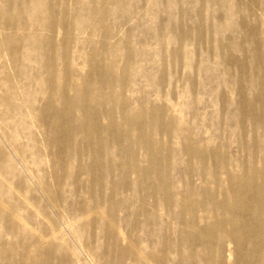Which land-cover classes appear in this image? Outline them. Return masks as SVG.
<instances>
[{"label": "bare ground", "instance_id": "bare-ground-1", "mask_svg": "<svg viewBox=\"0 0 264 264\" xmlns=\"http://www.w3.org/2000/svg\"><path fill=\"white\" fill-rule=\"evenodd\" d=\"M149 1L0 0V219L19 237L0 235V264H54L59 249L61 264L80 252L82 264H99L80 238L90 228L102 233L101 264H168L169 255L174 264H264V0H197L193 26L182 0ZM165 11L154 32L161 63L147 76L136 34L149 13ZM212 59L225 87L220 121L236 120L235 158L226 139H199L183 118L182 95L196 103L197 70ZM179 67L194 73L177 100L161 92L162 102L132 103L138 77L160 90ZM178 155L186 169L175 187ZM70 186L73 219L59 208ZM128 202V236L148 231V252L118 233Z\"/></svg>", "mask_w": 264, "mask_h": 264}, {"label": "rangeland", "instance_id": "rangeland-1", "mask_svg": "<svg viewBox=\"0 0 264 264\" xmlns=\"http://www.w3.org/2000/svg\"><path fill=\"white\" fill-rule=\"evenodd\" d=\"M142 5H147L148 8L152 7V4L149 0H141ZM181 5L183 6V16L186 20L187 24L190 26H193L196 22L195 12L197 8V0H182ZM178 12H176V16H178ZM218 12L215 11V15H217ZM169 16V12L165 11L163 14H154L149 13L147 16V19L145 20L144 26L137 31L136 34V44L141 45L147 50V55L144 58L142 64L146 68L145 72L146 75H155L156 70L158 66L160 65L161 56L159 54V44L157 40L155 41L154 32L156 31V27ZM188 17V18H187ZM133 22V21H132ZM129 22L126 24V26L123 25V28L126 29L129 26H132L133 23ZM149 23V24H148ZM143 44V45H142ZM158 44V45H157ZM173 42L170 43V47H172ZM146 46V47H145ZM189 46L193 52V59L197 60L199 58V52L195 51L196 49V40L195 38L191 37L189 39ZM148 47V48H147ZM169 47V48H170ZM199 49L201 50H207V44L202 43L199 46ZM158 54V55H157ZM148 59V60H147ZM215 62H208L207 68H202L197 70V75L199 78V86L197 87L195 93L198 96V100L195 104H191L189 97L185 94L182 95V97H186V107L185 115L183 116L185 120V124L190 125L193 129L194 133L199 139H202L204 141H211L212 142H219L221 139H226L227 141V150L229 155L232 158H235L238 155V145L236 141V120L231 119L227 117L223 121H220V112L222 110V103L220 102V97L224 93L225 87L221 84H219L217 78H216V70H213V66ZM156 69V70H155ZM155 70V71H154ZM187 68L185 67H179L177 71L174 73L172 82L166 84L160 90H156V88L150 84L149 80L145 76L138 77L135 87L128 91V95L132 100V103L136 106H141L145 100L152 101V102H162V94L161 92H165L168 94V97L171 100H177L179 98L181 89H182V80L191 73ZM137 78V77H136ZM135 80V78L133 77ZM130 93V94H129ZM140 93V94H139ZM141 100V103H140ZM136 103V104H135ZM219 112V113H218ZM222 122V123H221ZM225 130V134L222 136L220 134V129ZM221 135V137H220ZM176 144L179 146V139H175ZM33 158H37L35 155H33ZM47 157L42 156L41 159L46 160ZM34 171H37L38 168H32ZM186 165L184 161L182 160V157L180 155L177 156L175 169H174V176L177 180V186L180 187V178L182 173L185 171ZM48 172V171H47ZM40 174H43L42 171L39 172ZM191 180L193 184L196 186H200L202 184V179L199 176L198 173H193L191 175ZM74 187L70 186L68 192L65 195L64 200L62 201L60 208V213L65 214L68 217H74V215L79 214L78 210L75 206L76 201V195L74 193ZM44 201V200H42ZM37 210L40 211L43 215L46 216L45 212H49V207H43L40 205L36 206ZM135 208V204L133 202H128L124 206L121 207L119 210V219L117 223V230L120 236H123L124 242L129 241H135L137 244H141L142 248L145 252H148L151 247L153 246V238L151 237L150 233L148 231H138V232H132L130 236H128L129 232V225L128 222L131 217V213ZM101 212H106L104 209L100 208ZM23 214V215H22ZM18 215L26 221L27 226L35 231L41 232L44 230V224L38 220H36L35 217L32 218H26L28 214L26 211H18ZM48 217V216H46ZM56 217V215H55ZM49 219H52L54 217H48ZM56 219V218H55ZM73 219V218H72ZM47 222V221H46ZM105 224V223H104ZM6 222L4 220L0 219V235L2 238H6L7 240H18L19 237L13 236L10 233H7L5 230L6 228ZM26 226V227H27ZM9 231V230H8ZM87 241H86V235ZM101 236L102 233L99 232V230L96 229H85L80 233L81 241L86 243L88 245L89 252L93 254L95 257H97L95 260L98 261L99 264H101L103 260L102 251L103 247L101 244ZM26 241L27 249L34 250L37 245L34 242H31L28 239V234L23 233V236L21 237ZM68 239L71 241V238L68 237ZM100 241L98 244V248L96 247V244ZM88 242V243H87ZM20 251L22 252V247L19 246ZM24 250V249H23ZM58 253L56 256L53 257L54 264H61L60 260H56V258H60L62 256V250H57ZM30 252V250H29ZM83 255L81 252L76 256V258L73 260L70 264H82V260L79 256ZM83 260H86L84 256H81ZM101 261V262H100ZM168 264H174L175 262V256L169 255L167 257ZM85 264V263H83Z\"/></svg>", "mask_w": 264, "mask_h": 264}]
</instances>
